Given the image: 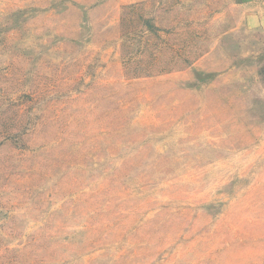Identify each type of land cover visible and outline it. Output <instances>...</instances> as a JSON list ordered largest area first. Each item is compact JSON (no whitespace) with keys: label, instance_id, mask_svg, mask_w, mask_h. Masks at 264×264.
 I'll list each match as a JSON object with an SVG mask.
<instances>
[{"label":"rangeland","instance_id":"1","mask_svg":"<svg viewBox=\"0 0 264 264\" xmlns=\"http://www.w3.org/2000/svg\"><path fill=\"white\" fill-rule=\"evenodd\" d=\"M241 1L0 0V264H264Z\"/></svg>","mask_w":264,"mask_h":264},{"label":"crops","instance_id":"2","mask_svg":"<svg viewBox=\"0 0 264 264\" xmlns=\"http://www.w3.org/2000/svg\"><path fill=\"white\" fill-rule=\"evenodd\" d=\"M241 27L245 31L258 33L264 44V0H242Z\"/></svg>","mask_w":264,"mask_h":264}]
</instances>
